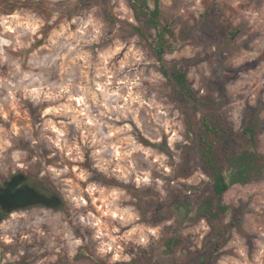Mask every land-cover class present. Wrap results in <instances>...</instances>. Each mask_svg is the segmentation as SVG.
Masks as SVG:
<instances>
[{"label": "rangeland", "instance_id": "rangeland-1", "mask_svg": "<svg viewBox=\"0 0 264 264\" xmlns=\"http://www.w3.org/2000/svg\"><path fill=\"white\" fill-rule=\"evenodd\" d=\"M161 3L188 33L165 59L196 60L200 109L132 29L129 0H0V186L24 173L64 200L9 214L0 264H264V174L228 190L215 230L195 211L181 225L178 212L209 192L203 115L236 133L257 123L264 155V0ZM173 236L184 244L167 254Z\"/></svg>", "mask_w": 264, "mask_h": 264}, {"label": "trees", "instance_id": "trees-1", "mask_svg": "<svg viewBox=\"0 0 264 264\" xmlns=\"http://www.w3.org/2000/svg\"><path fill=\"white\" fill-rule=\"evenodd\" d=\"M134 11L139 27L132 26L143 39L154 49L161 64L160 70L173 90L184 99L194 104L195 109H200L202 102L198 93L188 80V69L196 64L195 59L167 61L165 55L176 48L178 41H185L188 33L181 29L179 32L166 21L161 0H129ZM214 12L215 25L225 30L234 40L240 30L233 29L231 24L222 16L219 8L214 4L207 11ZM213 106L212 102L206 103ZM203 134L198 139L201 161L206 173L210 176L209 192L199 201L196 208L190 206V202L178 207L179 221L181 225L189 217L192 211L198 218L204 219L215 230L216 221L228 215L230 208L223 203L224 195L236 184L249 183L264 174V155L258 153L257 123L246 124L238 133L223 121V116L209 118L203 115ZM30 183H32L30 181ZM185 212V216L183 213ZM9 213L0 210V225L8 218ZM230 225L224 228L219 235L223 239L218 242L211 254L217 252L226 242V233ZM184 244V241L173 236L164 244L167 254L176 253ZM206 264V263H205Z\"/></svg>", "mask_w": 264, "mask_h": 264}, {"label": "water", "instance_id": "water-1", "mask_svg": "<svg viewBox=\"0 0 264 264\" xmlns=\"http://www.w3.org/2000/svg\"><path fill=\"white\" fill-rule=\"evenodd\" d=\"M37 206L62 210L64 200L51 190L29 185L24 173L13 175L0 187V208L3 212L11 214Z\"/></svg>", "mask_w": 264, "mask_h": 264}, {"label": "flooded vegetation", "instance_id": "flooded-vegetation-1", "mask_svg": "<svg viewBox=\"0 0 264 264\" xmlns=\"http://www.w3.org/2000/svg\"><path fill=\"white\" fill-rule=\"evenodd\" d=\"M28 183H29V185H31V186H33V187H35V188H45V189H47L46 187H44V186H40V185H35V184H32V183H30V179L28 178ZM1 187V186H0ZM49 190V189H48ZM0 210H1V208H0ZM2 211V210H1ZM3 212V211H2ZM5 213V212H4Z\"/></svg>", "mask_w": 264, "mask_h": 264}]
</instances>
